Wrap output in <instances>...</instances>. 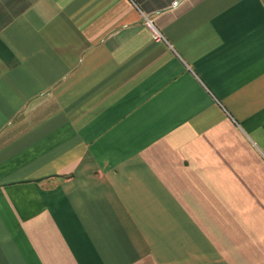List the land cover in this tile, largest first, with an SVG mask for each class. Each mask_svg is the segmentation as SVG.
Instances as JSON below:
<instances>
[{
  "label": "crops",
  "instance_id": "crops-1",
  "mask_svg": "<svg viewBox=\"0 0 264 264\" xmlns=\"http://www.w3.org/2000/svg\"><path fill=\"white\" fill-rule=\"evenodd\" d=\"M174 1L0 0V264H264V0Z\"/></svg>",
  "mask_w": 264,
  "mask_h": 264
},
{
  "label": "built area",
  "instance_id": "built-area-1",
  "mask_svg": "<svg viewBox=\"0 0 264 264\" xmlns=\"http://www.w3.org/2000/svg\"><path fill=\"white\" fill-rule=\"evenodd\" d=\"M176 6H178V1L175 0L172 3V7H176ZM145 23H146V26L151 30L155 40H157V41H165L164 38L162 37V35L154 28V26L152 25L151 21L146 20Z\"/></svg>",
  "mask_w": 264,
  "mask_h": 264
}]
</instances>
